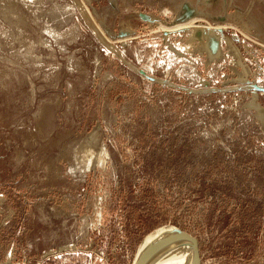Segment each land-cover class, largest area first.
<instances>
[{"label":"rangeland","instance_id":"1","mask_svg":"<svg viewBox=\"0 0 264 264\" xmlns=\"http://www.w3.org/2000/svg\"><path fill=\"white\" fill-rule=\"evenodd\" d=\"M263 89L264 0H0V264H264Z\"/></svg>","mask_w":264,"mask_h":264},{"label":"bare ground","instance_id":"2","mask_svg":"<svg viewBox=\"0 0 264 264\" xmlns=\"http://www.w3.org/2000/svg\"><path fill=\"white\" fill-rule=\"evenodd\" d=\"M209 16H210V14H209ZM190 26H192V25L190 24ZM207 38H208L207 43H206V44H208L207 49L209 50V52H211L213 54H217L220 50V47L218 46V44H217V47H215V49H214V47H211V45L215 46L214 41L216 38L214 37V35L208 36ZM211 48H212V50L214 49L213 52L211 51ZM213 54H211V55H213ZM256 98H257L256 95H254L255 101H256ZM259 110L261 111V114L264 113V110L262 108H259ZM173 228L174 227L164 226V227L158 229L157 231H155L154 233H152L142 243L141 248H140V254L142 253V251L147 246H149L151 243H153L158 237H161L168 230L173 229ZM140 254H139V256H140ZM139 256H138V258H139ZM148 264H193L192 252H191L189 246L183 245L181 243H178V244L175 243L174 244L172 242H169L163 248H160L159 250H157L155 252V255L148 262Z\"/></svg>","mask_w":264,"mask_h":264},{"label":"water","instance_id":"3","mask_svg":"<svg viewBox=\"0 0 264 264\" xmlns=\"http://www.w3.org/2000/svg\"><path fill=\"white\" fill-rule=\"evenodd\" d=\"M191 14H193L192 11H191ZM186 16L187 17L190 16V13H187ZM210 18L217 19V18H212V17ZM214 44L215 46L211 45V47H214L215 49V47H217L216 41H214ZM252 87L254 88V90L258 89L254 85ZM254 95L256 94L254 93ZM169 242H172L174 244L181 243L183 245L189 246L192 252L193 264H200V254H199V247H198L197 239L194 236H192L190 233H188L187 231L182 230L176 226L173 229L168 230L164 235H162L161 237H158L153 243L147 246L142 251V253L140 254L135 264H148V262L155 255V252L159 250L160 248H163Z\"/></svg>","mask_w":264,"mask_h":264}]
</instances>
